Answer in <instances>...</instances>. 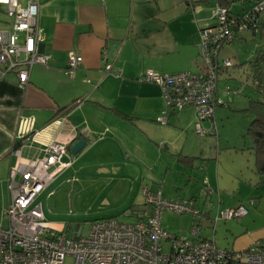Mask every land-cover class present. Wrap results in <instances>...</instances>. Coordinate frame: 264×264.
<instances>
[{"label": "crops", "instance_id": "1", "mask_svg": "<svg viewBox=\"0 0 264 264\" xmlns=\"http://www.w3.org/2000/svg\"><path fill=\"white\" fill-rule=\"evenodd\" d=\"M218 6V0H40L37 48L49 56L47 63L32 66L25 86L14 71L1 74L0 64V205L9 201V169L17 161L42 157L51 142H62L70 155L62 161L71 164L60 173L105 165L109 175H119L118 185H128L125 201L131 208L142 201L143 185L152 176L157 181L148 187L165 199L184 200L178 190L189 187L201 239L221 249L240 251L258 243L264 250V197L257 198L264 191L255 190L264 183L255 167L247 169L226 155L220 160L215 111L201 122L207 133L199 135L192 107L168 110L160 87L138 80L148 69L200 71L199 32L216 23ZM10 29L0 5V31ZM69 52L82 57L73 77L65 73ZM162 111L165 123L158 120ZM21 117L33 119L31 138L24 143L14 138ZM79 139L86 144L72 154L70 147ZM15 144L18 153L11 152ZM52 182L36 202L48 226L64 232L63 221L47 216L38 200L55 195ZM239 204L248 213L237 222L216 218ZM144 210L130 214L138 219ZM189 229L181 235H189Z\"/></svg>", "mask_w": 264, "mask_h": 264}, {"label": "built area", "instance_id": "2", "mask_svg": "<svg viewBox=\"0 0 264 264\" xmlns=\"http://www.w3.org/2000/svg\"><path fill=\"white\" fill-rule=\"evenodd\" d=\"M0 5L5 6L11 21L10 30L0 31V64L5 67L1 74L14 71L19 84L25 86L32 66L45 65L49 59L37 48L40 0H0ZM262 10L264 0L254 6L255 12ZM215 17L214 25L204 26L199 32L200 71L159 73L148 69L138 78L160 87L168 110L192 107L199 135L207 133L201 122L213 118L216 107L226 103L224 96L237 92L229 86L218 89L219 72L232 65L230 58L220 59L218 53L224 43L234 38L231 26L236 18H230L227 8L221 5L216 8ZM245 19L248 22L251 16L245 15ZM247 22L238 27L239 32L247 27ZM81 63V56L69 52L65 73L73 77ZM109 69L106 64L105 70ZM165 112L158 117L162 123L166 122ZM32 132L33 119L21 117L14 138L24 143ZM42 151V157L17 161L9 169V201L4 210L7 225L0 226V264H64L68 256L73 258V264H264V252L258 243L240 251L221 249L213 241L200 238L198 224L191 225L189 235L168 233L161 225L164 211L197 214L198 210L191 200L165 199L159 189L148 186L142 189L146 210L133 223L102 219L91 224L87 236L69 238L63 231L48 226L42 207L36 202L46 186L71 164L62 161L63 156H70L68 148L55 141ZM11 152L18 153L16 144ZM247 213V207L239 204L218 212L216 218H240Z\"/></svg>", "mask_w": 264, "mask_h": 264}, {"label": "rangeland", "instance_id": "3", "mask_svg": "<svg viewBox=\"0 0 264 264\" xmlns=\"http://www.w3.org/2000/svg\"><path fill=\"white\" fill-rule=\"evenodd\" d=\"M253 2L254 0L244 5L235 2L234 9L238 11L243 7L248 8ZM243 38L223 45L219 53L220 59L230 58L234 65L219 72L218 89L229 86L231 89H238L239 93L224 96V100L228 102L227 105L217 106L215 109V120L218 126L217 151L220 153V160L223 159V155H226L227 160L235 159L245 167L247 166V169L254 170V154L250 149V140L247 135V126L252 119V114L244 109L248 105L249 98L256 97L249 85L248 62L253 59L261 40L259 36H253L250 32H245ZM217 151L213 150V152ZM121 154L124 155V153ZM165 155L167 156V153ZM132 159L130 158L129 162ZM87 160L92 161L93 158L89 156ZM103 167L105 165L101 168L85 167L74 173L62 172L56 176L54 183L52 182L49 187L55 191V195L50 199L45 198L44 195L39 196L38 200L44 205L46 215L62 220L65 225L64 232L69 238L87 236L91 224L102 219L113 218L121 222L133 223L136 217L130 214V211L136 212L145 207V205L142 206V199L137 205L134 202L135 206L131 208L125 201L129 193L128 185L123 182L118 185L119 175H109V171ZM156 169L161 171V165L158 164ZM156 181V178L152 176L143 186L153 185ZM159 186L161 187V183ZM257 187L255 190L264 191V185ZM189 190V187L178 190L181 199L188 200ZM262 194L257 198L264 197ZM5 209L6 207L0 205V224L3 225L7 224ZM237 220L239 218H232L227 219V222L235 223ZM192 223L197 224L193 221L190 212L164 211L161 216L162 227L171 234H185ZM64 264H73V258L66 257Z\"/></svg>", "mask_w": 264, "mask_h": 264}, {"label": "trees", "instance_id": "4", "mask_svg": "<svg viewBox=\"0 0 264 264\" xmlns=\"http://www.w3.org/2000/svg\"><path fill=\"white\" fill-rule=\"evenodd\" d=\"M249 1L252 0H218V4L227 8V14L230 18H236L235 24L231 26L234 31V38L223 45L233 43L238 39H244L243 35L245 32H250L253 36L257 35L261 40L253 59L248 62V77L250 78V82H248L256 97L249 98L248 105L244 110L252 114V119L247 126V135L250 140V149L254 154L255 171L260 176V182L264 183V10L254 11V6L260 0H254L248 8L243 7L238 11L233 6L235 2L244 5ZM245 15L251 16L248 22L245 19ZM242 21L244 23L247 22V27L239 32L238 27L243 23ZM233 65L234 63L231 66ZM235 93H239V90L237 89ZM260 250L264 252V250Z\"/></svg>", "mask_w": 264, "mask_h": 264}, {"label": "water", "instance_id": "5", "mask_svg": "<svg viewBox=\"0 0 264 264\" xmlns=\"http://www.w3.org/2000/svg\"><path fill=\"white\" fill-rule=\"evenodd\" d=\"M86 144V141L83 139L77 140L71 147L70 151L72 154H77Z\"/></svg>", "mask_w": 264, "mask_h": 264}]
</instances>
